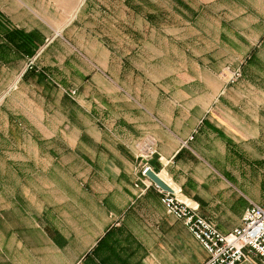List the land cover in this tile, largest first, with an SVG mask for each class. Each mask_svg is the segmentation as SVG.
<instances>
[{"label":"crops","instance_id":"crops-1","mask_svg":"<svg viewBox=\"0 0 264 264\" xmlns=\"http://www.w3.org/2000/svg\"><path fill=\"white\" fill-rule=\"evenodd\" d=\"M263 37L264 0H0V251L21 237L24 264H204L160 194L139 195L137 144L223 233L264 207Z\"/></svg>","mask_w":264,"mask_h":264},{"label":"built area","instance_id":"built-area-1","mask_svg":"<svg viewBox=\"0 0 264 264\" xmlns=\"http://www.w3.org/2000/svg\"><path fill=\"white\" fill-rule=\"evenodd\" d=\"M228 72L233 73L235 79L240 77L236 71ZM137 150L139 182L136 188H140V184L143 185L140 196L151 188L160 194L167 213L182 221L207 251L209 258L204 264H241L249 261L252 256L259 257L264 264V207L253 204L246 211L239 227L229 233H223L213 222L199 214V205L185 197L182 189L166 173L165 167L170 161L159 157L163 164L162 170L156 172L152 169L150 162L158 154L153 139L147 138L137 144ZM151 171L170 190H165L153 182L148 177Z\"/></svg>","mask_w":264,"mask_h":264},{"label":"rangeland","instance_id":"rangeland-1","mask_svg":"<svg viewBox=\"0 0 264 264\" xmlns=\"http://www.w3.org/2000/svg\"><path fill=\"white\" fill-rule=\"evenodd\" d=\"M161 13H162V11H161ZM159 20L161 21V19H159ZM11 28L16 29V27H11ZM263 42H264V37H263L262 41H260V43H256L254 45L255 49L260 47V44L263 43ZM251 59H252V55H251V53H248V54L244 55V57L237 59V61L234 64L226 65L220 71V73H219L220 77L228 85H235V84L240 83L243 80L244 76H245V68L248 66V64L250 63ZM31 67L32 66H30V68ZM228 71H231V72H235L236 71V72H238L240 74V77L238 79H235L233 73H229ZM64 93L66 95L70 96L71 98L76 96V94H77L76 90H68V89H64ZM155 147H156V144H155ZM199 211H200V206H199ZM0 218H1V216H0ZM205 219H207V218H205ZM207 220L211 221L209 219H207ZM0 225H1V223H0ZM23 241H24V239L19 237V240L16 241L18 243V245L16 247H14V248H11L9 246V244H11V242L9 240H6V243H5L4 247H3V250L0 251V264H24V250L22 248H20V243H23Z\"/></svg>","mask_w":264,"mask_h":264},{"label":"water","instance_id":"water-1","mask_svg":"<svg viewBox=\"0 0 264 264\" xmlns=\"http://www.w3.org/2000/svg\"><path fill=\"white\" fill-rule=\"evenodd\" d=\"M148 177L155 182L156 184H158L161 188L165 189V190H170L164 183L163 181L156 176V174L154 172H149L148 173Z\"/></svg>","mask_w":264,"mask_h":264}]
</instances>
